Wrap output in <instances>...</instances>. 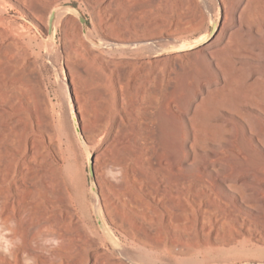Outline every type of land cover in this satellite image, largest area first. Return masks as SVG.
Returning a JSON list of instances; mask_svg holds the SVG:
<instances>
[{
  "label": "rangeland",
  "instance_id": "1",
  "mask_svg": "<svg viewBox=\"0 0 264 264\" xmlns=\"http://www.w3.org/2000/svg\"><path fill=\"white\" fill-rule=\"evenodd\" d=\"M206 1L0 0V151L5 155L16 153L7 139L26 138L37 154L38 165L31 170L34 181L44 180L51 192L49 195L41 188L28 189L16 204V218L6 230L0 220V264H132L131 259L144 264H264V215L251 220L236 214L231 204L227 206L212 191L217 183L202 185L198 189L199 200L187 198L191 205L188 211L176 213L169 208L168 197L154 186L158 177L150 164L152 150L144 135L146 121L136 114V108L149 107L143 90L148 91L151 82L139 63L147 53L127 49L125 42L153 38L171 49L155 56L161 58L154 67L161 77L160 102L168 95L170 85L179 83L187 92L191 86L188 75L203 78L208 76L204 73L208 68L198 69L192 59L177 56L178 46L190 45L203 36L207 38L213 22L219 19L226 26L234 24L231 0H225L227 16L219 0ZM67 5L76 7L85 16L90 38L101 47L86 39L77 15L66 7L62 10H68L67 15L54 22L53 35L48 37L50 12ZM247 13L248 9L244 15ZM251 68L264 70L259 64ZM208 77L217 80L216 76ZM61 79L67 82V91L62 88ZM229 79L231 83L220 85L224 90L232 82L235 92L250 86L247 80H237L236 69L229 71ZM74 90L84 106L82 112ZM212 91L210 111L221 104L216 90ZM229 98H234L233 94ZM73 101L82 129L100 116L121 114L122 102L126 108L119 128L102 122L96 136H86L95 157L101 195L98 198L91 188L87 157L74 127ZM220 116L237 118L221 107ZM233 134L234 150L224 155V163L230 164L229 175L240 176L253 167L264 171V155L258 147L246 139L243 147V133ZM102 144L108 147L105 157L99 155ZM125 149H130V154ZM118 151L125 161L123 166L113 167L115 172L110 177H116L112 181L116 185L111 196L113 205H105L99 201L107 181L96 166L98 161L104 164ZM242 152L254 157L250 161ZM254 188L264 197L260 185ZM210 201L214 207L209 206ZM223 207L231 214L222 213ZM116 208H123L129 220L119 221L115 217ZM140 209L145 216L138 215ZM96 210L113 244L99 228ZM42 222L47 224L44 231L53 233L57 240L40 237L41 242L38 241L35 228ZM20 229L25 239H10L13 231Z\"/></svg>",
  "mask_w": 264,
  "mask_h": 264
},
{
  "label": "bare ground",
  "instance_id": "2",
  "mask_svg": "<svg viewBox=\"0 0 264 264\" xmlns=\"http://www.w3.org/2000/svg\"><path fill=\"white\" fill-rule=\"evenodd\" d=\"M219 1L224 6L222 12L227 16L229 9L225 4V0ZM231 2L234 4L232 10L230 9L234 19L233 26H226V22L219 19V21L213 22L207 38L203 36L190 45L178 46L177 56H187L194 61L193 64L196 68L201 70L204 67L205 69L208 68L207 72L203 71L205 75L216 76L217 78V80H212L208 76L201 78V76L189 72L190 76L188 75V77L191 86L187 92L179 83L170 85L168 95L160 102L159 84L161 83V77L154 72V67L160 63L161 58L155 56L165 52L167 47L153 40V38L129 40L125 43L128 44L127 49H137L145 55L147 53V56H144L139 63L144 66L151 82L150 89L148 91L143 90V95L147 98L149 107L148 109L136 108V114L146 121L144 135L151 142L150 164L158 177L154 186L161 194L168 197L169 208L176 213L188 211L191 205L187 198L191 197L193 200H199L201 194L198 189L202 185L208 186V183L213 181L217 185L213 187L212 191L216 193L218 198L222 197L227 206L231 204L236 214L254 220V217L264 215L263 194L257 190L255 191L254 188L255 185H260L264 189V171L259 168L255 170L253 167L246 174L231 176L228 168L230 164L227 166L224 163V155L234 150L233 137L235 135L233 133L235 131L243 133V139L241 140L243 147L244 142L246 143L247 140L258 147L264 155V70L258 71L251 68L252 66L255 67V64L264 66V0H231ZM246 9H248V13L244 15ZM50 13V19L53 13L56 14L55 22L61 19L60 17L66 16L68 10L57 11L55 7ZM44 25L48 28L47 23ZM234 34H236V38ZM14 42L15 45L19 44L16 39H14ZM69 68L71 67L69 66ZM180 68L183 69L184 67L180 64ZM231 69L237 70V80L248 81L250 85L248 89L235 92L232 88L233 82L228 90H224L220 86L223 83L230 82L229 71ZM63 82L62 88L67 91V82ZM218 88H222L221 91ZM212 90H216L218 95L216 97L220 99L221 104L210 111L208 104L213 98ZM231 94L234 96L232 99L229 98ZM74 95L79 103V111L82 112L84 106L81 103L82 101L80 102L79 94L75 91ZM120 107L121 114L114 117L109 114L100 116L92 121L91 126L84 127L85 137L91 136L93 138V136H96L97 127L102 122L106 126L112 123L119 128L121 117L126 114L123 102ZM220 107L237 118H234V120L222 118ZM79 121L81 122V118ZM106 132H108L107 129ZM7 140L16 153L5 155L0 151V167L4 168L3 170L0 169V182L2 185L0 186V220L2 225L6 227H3L5 230L8 228L9 223L16 218V204L20 203L21 197L26 192L28 193V189L31 191L30 188H34V190L41 188L46 193H51L48 190L47 183L44 180L36 183L31 173L33 167L38 165L34 146L26 138L22 141L14 138H8ZM216 143H225V146ZM107 148V145L102 144L99 149L101 154L99 155L105 157ZM89 149H92L90 145ZM125 150L130 154V149ZM23 155L25 157L22 160L20 157ZM241 155L248 156L250 161L254 157L253 154L245 152H242ZM124 161L125 158L120 151L108 157L104 164H100L98 161L96 167L104 172L107 181L105 189L102 190V200L99 202L105 205H113L111 196L116 189V185L112 181L116 177H113V179L110 177L115 172L113 167L123 166ZM27 162L31 165H28ZM259 178L263 180L258 181ZM159 184H162V186L160 187ZM12 190L15 191L14 195ZM221 190L227 192L230 197L229 195H223ZM47 200L48 202L51 201V196ZM209 206L214 207L213 202L210 201ZM24 208L23 211H25ZM98 209L100 210V207ZM222 213L225 215L231 214L224 207ZM138 215L145 216L143 209L139 210ZM115 217L121 222L129 220L127 212L123 208H116ZM44 224L46 223H39L35 228L38 232V241L41 242L40 237H43L42 240L45 237H49L47 239L49 241H51V237H54L53 240H57V236L55 237L53 233L44 231ZM27 226V228L30 227L29 224ZM21 229L13 231L10 239L15 241L25 239V234ZM31 239H34V235ZM133 260L131 259V262H136Z\"/></svg>",
  "mask_w": 264,
  "mask_h": 264
},
{
  "label": "water",
  "instance_id": "3",
  "mask_svg": "<svg viewBox=\"0 0 264 264\" xmlns=\"http://www.w3.org/2000/svg\"><path fill=\"white\" fill-rule=\"evenodd\" d=\"M68 8L69 10L73 11L79 21L81 22L82 26H83V31H84V35L86 37V39L98 46V47H101L102 45L94 40H92L88 34V23H87V20L85 18V16L74 6H71V5H67V6H59L56 8V10H62L64 8ZM56 14L53 13L51 15V19H50V23H49V29H48V32H47V35L49 38L52 37L53 35V31H54V18H55ZM165 51H171V49H165ZM72 109L74 112H72V119H73V122H74V127H75V130H76V133H77V136H78V139L81 143V146L86 154V157H87V161H88V174H89V181H90V185H91V188L94 192V194L99 197L100 194H99V187H98V183H97V178H96V173H95V157H94V154L92 153V151L89 149V143L84 135V132H83V129H82V126H81V122L79 121L80 120V115L77 111V107H76V104L75 102L73 101L72 103ZM95 217H96V221L98 223V226L99 228L101 229L102 233L104 234V236L106 237V239L113 244V239L111 237V235L109 234L108 230L106 229L103 221H102V218L100 216V213L98 210H96L95 212ZM115 246V245H114ZM116 247V246H115ZM132 264H144V263H138V262H132ZM242 264H248V263H242Z\"/></svg>",
  "mask_w": 264,
  "mask_h": 264
}]
</instances>
